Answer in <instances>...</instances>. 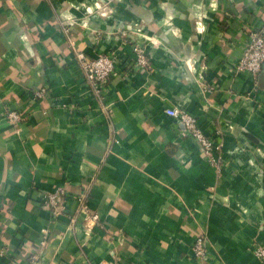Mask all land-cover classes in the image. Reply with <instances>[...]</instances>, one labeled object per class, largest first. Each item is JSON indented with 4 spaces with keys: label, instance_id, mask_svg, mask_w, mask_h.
<instances>
[{
    "label": "crops",
    "instance_id": "1",
    "mask_svg": "<svg viewBox=\"0 0 264 264\" xmlns=\"http://www.w3.org/2000/svg\"><path fill=\"white\" fill-rule=\"evenodd\" d=\"M263 26L264 0H0V264H264V66L234 71ZM136 48L149 68L127 66ZM76 49L125 63L104 99ZM39 87L50 95L32 101ZM173 108L198 119L218 165ZM57 187L54 217L42 196Z\"/></svg>",
    "mask_w": 264,
    "mask_h": 264
},
{
    "label": "built area",
    "instance_id": "2",
    "mask_svg": "<svg viewBox=\"0 0 264 264\" xmlns=\"http://www.w3.org/2000/svg\"><path fill=\"white\" fill-rule=\"evenodd\" d=\"M135 58L128 67L134 70L150 67V60L141 49H135ZM75 60L80 65L84 82L89 88L92 95L101 99L107 96L112 78L120 75V68L123 63L120 55L116 51L98 52L94 56H88L81 50H75ZM264 66V26L253 27L249 30L247 40L245 42L242 55L239 57L234 71L236 73L248 72L256 79ZM134 71H132L133 73ZM50 95L48 87H39L32 95L33 100H42ZM167 114L170 117L178 120L183 126L182 135L190 136L196 139L202 146L204 155L213 165L220 163L218 156L219 147L216 143L204 134L201 130L198 119L192 114L178 108L168 109ZM4 118L7 123L13 126H18L26 121V115L17 110H8L4 113ZM43 207L48 209L54 217L67 212L68 193L64 187H57L53 191L46 192L42 196ZM76 213L86 209L85 194L77 195ZM99 217L97 214L92 215L91 222L98 225ZM208 237L200 233L196 236L192 246V257L197 261L204 263L208 261ZM9 250L6 247H0V256L8 255ZM255 255L258 259L264 261V248L258 247L255 249ZM116 263V262H115ZM98 264H105L98 263Z\"/></svg>",
    "mask_w": 264,
    "mask_h": 264
}]
</instances>
